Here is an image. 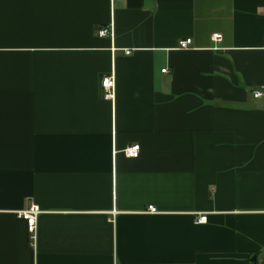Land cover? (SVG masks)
<instances>
[{"label": "crops", "instance_id": "obj_1", "mask_svg": "<svg viewBox=\"0 0 264 264\" xmlns=\"http://www.w3.org/2000/svg\"><path fill=\"white\" fill-rule=\"evenodd\" d=\"M0 264H264V0H0Z\"/></svg>", "mask_w": 264, "mask_h": 264}, {"label": "built area", "instance_id": "obj_2", "mask_svg": "<svg viewBox=\"0 0 264 264\" xmlns=\"http://www.w3.org/2000/svg\"><path fill=\"white\" fill-rule=\"evenodd\" d=\"M108 34H111V30L108 28H100L98 30L99 36H106ZM211 38L214 41H218L221 38V35L218 33L212 34ZM191 38H181L178 40V48L179 49H187L191 45ZM130 50L125 49V52L128 53ZM166 68L162 69V72H165ZM101 88H102V96L104 99L113 100L114 98V78L112 74L105 75L101 78ZM262 94V86L257 87L252 91V95L254 97H258ZM123 153L127 157H137L139 153V145L138 144H130L123 148ZM147 211L150 213H155L156 208L152 205L147 206ZM40 210L36 205H31L28 209L23 210L19 212V215L26 221L27 230L31 233L32 243L34 244L35 238H36V222H37V216L39 214ZM206 221V215L205 214H198L196 216V222L197 223H203Z\"/></svg>", "mask_w": 264, "mask_h": 264}]
</instances>
